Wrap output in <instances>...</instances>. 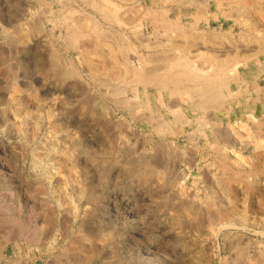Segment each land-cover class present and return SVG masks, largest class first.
Segmentation results:
<instances>
[{"label":"rangeland","instance_id":"obj_1","mask_svg":"<svg viewBox=\"0 0 264 264\" xmlns=\"http://www.w3.org/2000/svg\"><path fill=\"white\" fill-rule=\"evenodd\" d=\"M87 1H89V0H86V1L85 0H72V1H69V0H0V25L3 24L0 26V29L2 27V29H1L2 31L0 30V138H1V140H0V148H1L0 149V170H1L0 171V174H1L0 175V184L2 183L0 185V190H1L0 191V198H1L0 200H1V202H4L2 204H4L5 207L7 205L8 208L11 207L10 209H15L14 207H16V204H14V203H16V202L12 199V196L9 194L12 193L11 191H15V189H17V186H16L17 184H22L24 186H28L27 188H29V190H30V195L26 197L27 199L24 197H22V199H21V204H23V202H24V204L22 205L23 206L22 207V213L24 211L23 214L26 215L24 217L32 216L31 210H33V212H34L33 215L36 214L35 216H37L38 211L41 213L44 211L42 213V214H44V216L38 218L39 220L36 219V221L37 220L39 221L38 224L40 223L39 224L40 227H43V225L48 226L47 220H48V217H50V216L57 217L59 215V217H57V218H59V221L60 220L62 221V222L60 221L62 224L60 222L58 223V226L56 228L57 232L55 233L56 237L58 236L60 239H62L61 241H59L61 244H52L53 246L51 244H45V246L41 245V244H31L32 245L31 246L28 242H27L28 243V245H27V243H26V241H24V239L18 238L19 239L18 240L15 238L14 241L10 242L8 244V246L6 248H4L3 253L5 255V258H4L5 261L2 260L0 262V264H5L6 261L8 259H10L11 257H12L11 261H14L16 263L21 262L20 264H43V263L44 264H51V263L52 264H66V262L68 264H74V263L75 264H261V263L264 264V102H263L264 101V52H261L259 57H256V60L253 59L251 61L250 68L248 70H245V69L243 70L244 73H243V78H242L241 82H239L238 84H235L234 82L231 83L232 84V90L234 91V99L235 100L231 99V101L228 102L225 106L220 107L218 109L214 108L215 110L213 108H211L213 110L207 109L205 111V113H203L204 112L203 110L199 111V110H196L194 108H188V107L186 108L185 107L184 113L182 114V117L186 116V117L191 118V119H195L197 117V115H199V117H201L202 119H205L203 122V124H204L207 119H210V117L208 115H206V114H209V112H210V114L213 113L216 117V124H217L216 126L217 127H215V129H214L215 131H218L219 133H225L227 130L230 132H232V130H236V131H233L234 136L236 135V137H234V139L237 140L236 138H238V141H236V143H238V144H235V147H234L235 149L234 148L228 149L227 147H225L224 143H222L224 145L223 148H225L226 150L228 149L227 152H229L233 157V158L231 157V159H230L231 161L229 160V166H231L233 168V170H235V171L236 170H239V171L245 170V171H243V173H245L243 178L242 179L237 178V180L239 182H236L237 180H236V177L233 173H230L227 170L224 171L225 168L223 167V169H222V167H220L222 165L218 161V157L215 156L216 153L213 150L214 149V147L212 145L213 143L210 144L211 146H209V144L207 143L208 140L206 141L203 133L201 132L203 130L207 131V133L210 134V140H212V142H215L214 139H216V137L214 138L213 131L211 130V128L209 126L204 127V125H206V124H204V125L202 124L203 128H201V125L199 126V124L195 121L192 122V124L186 125V126L185 125L182 126L180 124H178V125L174 124L175 123L174 119L176 117V115H174V113H173V111H175V109H176V108H174L175 107L174 105L182 104L184 101L187 100L186 95H183L184 93L182 95H180L179 93H177V94L185 97L186 99L183 97H180L176 94L175 95H169L168 91L163 90L162 91L163 102L161 103L162 104L161 105V104H159L160 102H158L160 97L159 96H158L159 98L157 97V94H158L156 91L157 89L155 87H152V86H147L145 89H147L150 97H149V102H146L147 100H145L146 99L145 98L146 93H144L145 92L144 91L145 89L143 88L144 86L143 85H135L134 83H137L136 82L137 79L133 78V80H132L131 77L122 76L121 69L118 66L115 69L111 68L110 61H106V59L109 60V56H107V54H108L110 49L112 51H116L117 56L120 57V54L118 55V50H119V48L117 47L118 43L113 44L115 41V39L114 40L112 39L113 36H111L109 38L110 41H108L109 39L108 40L102 39V42H104V44L102 46V51L107 50L106 53L103 52V54L105 55V56L103 55L104 58L101 55L94 52L93 46H92V48L90 47L92 44L88 43L86 41V39H84L85 40L84 41L83 38H81L83 41L81 39L79 41L80 43L85 42L84 45L87 42V44H86L87 50H85V51L80 49V46H82V44L79 45V42H77V44H78L77 48L73 47L72 45H68L70 42L68 38H69V35L71 33V29L75 25V21H74L75 18L78 20L80 18V21H83L82 22V24H83L82 29H83V31H85V33H92L93 32V25H94L93 24L94 23L93 18L100 21L101 23H103L106 26L109 25V24H107V22L104 21L105 20L104 16L100 12H98V10L95 9V7L92 6V4L89 5V2H87ZM169 1L171 2V0H167V1L164 0L163 4H165V2H166V4L169 5V8H171L169 15H172L171 17H173V19H175L177 17V13H178V12L177 13L175 12L174 8H177L179 10V8L182 9L184 7L185 3L188 5H190V3H191V5L188 6V8H187V5L185 4L186 9H185V7L183 8L184 13L182 15L185 16L186 15L185 12H188V13L185 17L182 16V21H183L184 25H186L187 27H192V24L195 23V20H196L192 17L196 16V17L200 18L198 20V22L199 21H201V22L198 23L197 28H195L196 29L195 32H199V31H202V32L199 34L197 33V36L199 35V37H196V39H194V41L193 40H191V41L193 43H195L197 41L196 44L198 46H199L198 43L200 42L199 47L202 46L201 48L206 50L205 52H207V54H208L207 49L208 50L210 49L209 50L210 55H214V54L217 55L218 54V55H221L220 57L224 56V59H225V58H227L225 56L226 55L225 53H227L226 49L228 47H231V48H228V53H227V55L228 54L230 55V53L234 51L232 46L236 47V45L240 41H244V43H245V39L244 38L240 39V36L244 37L245 35L250 34L252 37L255 38L257 35L256 32L258 33L257 37L260 35L258 38L264 36L263 35L264 34V32H263V29H264V25H263V23H264V11L262 9L264 7V0H261V1L258 0L259 3L256 2L257 0H255V2L258 3V4L255 3L256 5H254L253 0H249V1L244 0V2H243V0H241V1L238 0L241 2V4H240V2H238V1L234 2V0H233V3L231 2L233 5L230 4V2H229L230 0H228L229 4L227 3V0L226 1L224 0L226 3L223 0H206L208 2H206L204 0H200L201 2H203V4H204V2H206L205 5H207V7H208L207 8L208 9L207 18H206V13L204 14L205 16H198L199 15L198 12L203 11V10H201L202 9L201 6L203 4L198 3L199 0H194L195 2L193 0H183V1L182 0H179V1L172 0L173 2H171V3ZM175 1L177 3H175ZM180 1H182V3ZM187 1H188V3H187ZM219 1H221V4H222L221 7L223 6V8L217 7L216 2H219ZM45 2H46V4H45ZM114 2L123 6L121 9V13H124V11L127 9L129 11H133L132 12L133 16H132V14H128L127 16H124V21L126 20L127 24L128 23L129 24L128 25L126 24V26H124V30L127 31V34H128L127 35L128 39L127 40L123 39V40H125L123 42L126 44L128 41H130V42H128V43H130L129 44L130 50H131V48H133L135 50L137 49L136 51L139 50V52L143 53V54H148V51H150L151 54H152V52L153 53L157 52L156 55H158V56L162 52V50L168 51L170 49L169 54L176 53L174 48L170 44L171 41L169 39H167L168 35L167 36L165 35V31H163L164 33L162 32V30H163L162 28L159 32L154 33L153 29H155L156 26L152 25V23H151L152 19H153L152 18L153 14L151 13V16L150 15L148 16V14L146 13L147 9L152 8V7L154 9H156L155 6L158 8L159 6L162 5L161 3H160L161 5H159L158 3H155L154 0L153 1L152 0H141V2H140V0H114ZM137 2H139V3H137ZM167 2H169V3H167ZM260 2H261V4H260ZM41 3L44 4L45 6L42 5ZM63 3H65L67 5H65ZM195 3L200 4L201 5V6H199L200 8H198L197 7L198 5L196 6ZM234 3H237V4H234ZM251 3H252V5H251ZM226 4H228V5H226ZM102 5L105 6L108 4L102 3ZM134 5H135V7H133ZM224 5H226V6H224ZM241 5L247 6V7L244 6V8H248V6L249 7L251 6L252 8H248V9H249V11H250V9H252V11H250V13H249L248 10L244 9L243 6H241ZM259 5H261V6H259ZM46 6H48V7H46ZM108 6H111V5H108ZM175 6H177V7H175ZM256 6H257V8H256ZM202 7H205V6L203 5ZM44 8L46 11L44 10ZM197 8H198V10H197ZM234 8H236V9H234ZM239 8L244 9L243 11H247L248 13L241 11V9L239 10ZM254 8H256L258 10L254 9ZM237 9L241 12H237L236 11ZM42 10H43V12H42ZM221 10H222V12H221ZM230 10L231 11L233 10V11L230 12ZM76 11H78V12L76 13ZM254 11H256L257 13L256 12L253 13ZM171 12H173V13H171ZM193 13H195V15ZM196 13H198V14H196ZM235 13L236 14L238 13V14L236 15ZM242 13L245 14V17H243L244 14L242 15V18H244V19H240L241 16L239 17V14L241 15ZM258 13H260V15ZM80 14H82V15H80ZM246 14H248V15H246ZM249 14L250 15L252 14V16H254V18L253 17L252 18L254 21L256 20L255 22L252 20V18L249 16ZM189 15H191V16H189ZM237 18H238V20H237ZM257 18H260V20ZM261 18H262V20H261ZM65 19H66V22H65ZM185 20H186V22H185ZM245 20H247L246 22H249V23H246ZM53 21H57V22L59 21V22L57 24H54ZM250 21H251V23H250ZM240 22H242V24L245 23L244 26H242ZM260 22L263 26L260 24ZM248 24H251V25L248 26ZM4 25L7 26L6 29H5ZM245 25L248 28H246ZM252 25H253V27H252ZM15 26H17V27H15ZM250 26H251V28H250ZM254 26L259 27L258 30L261 29L260 31H262L263 34H262V32L259 33L258 31H256ZM129 27L131 29L134 28V30L137 29L141 33L143 32V34H144L142 36L143 39L141 37L140 38L137 37L138 36V35H136L137 33L135 34V32H137V31L133 32L134 30H131ZM244 27H245V29H244ZM3 29L5 32L3 31ZM249 29H251L255 32H253V31L250 32ZM197 30H199V31H197ZM207 30H208V32H207ZM242 30L243 31L247 30V31L242 32ZM210 31H211V33H210ZM248 31H249V33H248ZM246 32H247V34H246ZM159 33H160V35H159ZM169 33H171V32H169ZM208 33H210L211 35L210 34L208 35ZM200 34L202 36L203 35L204 36L202 37ZM212 34H213V36H212ZM217 34H219V36ZM228 34L230 36H228ZM238 34H239V36H238ZM261 34H262V36H261ZM106 36H105V38H106ZM225 36H226V38H225ZM84 37L86 38V36H84ZM107 37H109V36H107ZM174 37H176V38L179 37V38H177V39L175 38V39H176V42H178L180 45L184 44L185 42H188V39H190V38H185V40L182 41V37L177 36L173 33L172 38H174ZM214 37L215 38L217 37L216 39H218V40H216ZM199 38H200V40L203 38L202 41L205 44H203L202 41H198ZM204 38H205V40H204ZM178 39L179 40L181 39L180 41L182 42V44ZM183 39H184V37H183ZM119 40L121 42L120 44H123L122 39L120 38ZM205 41L212 42L213 47L210 45L211 43L208 44ZM222 41L225 43H222ZM159 42L162 44H160ZM106 43L108 44V46H106L107 45ZM214 43H216V45H214ZM88 44H89V46H88ZM146 44L147 45L151 44L153 46L155 45L157 47L154 46L155 48H148L146 46ZM226 44H228V46H226ZM240 44L237 45V48H239L238 47L239 45L242 46L243 42L242 43L240 42ZM158 45H159V47H158ZM161 45H162V47H160ZM219 45L221 46V48L225 49L226 52L224 51L223 54L220 53L219 52V49H220ZM208 46L212 47L213 49H215L217 47V49H215V50H217V52H219V53H217L212 48H209ZM167 48H169V49H167ZM241 48H240L241 52H243L245 49H243V46ZM223 49H221L220 51H223ZM179 50L180 49L177 50V53H179ZM202 50L200 49L199 53L204 52V50L203 51ZM154 51H156V52H154ZM248 51L251 52L252 50L251 51L247 50L244 53L246 54V52H248ZM249 52H248V54H250ZM244 53H241V55H244ZM206 55H204V56H206ZM100 56L102 57V59H100L101 58ZM254 58H255V56H254ZM70 61H71V63H70ZM100 62H102V63H100ZM157 62L158 61H156V63ZM202 62L203 61L200 60V63L197 62V65L198 64H200V65L202 64V66H203V64L205 66L207 65L205 61H204L205 63H202ZM254 62H255V64H254ZM104 64H106V66ZM107 65L110 67H108ZM159 65H160V63L158 64V66ZM200 65H198V66H200ZM258 65L260 67L262 66V68H260ZM72 66L76 67L77 75L79 73L78 76L76 74H74V76L76 75L77 78H76V76L75 77L71 76V78L69 76H66L69 74L68 70H71ZM90 66H91V68H90ZM75 67H74V69H75ZM101 67H102V69H101ZM117 69H118V71L120 69V72H117ZM161 73H162V71H161ZM79 76H81V77H79ZM106 76H108V77L111 76V78L113 76V78L109 79V78H106ZM118 77H122V78L120 79ZM74 78H76V79H74ZM98 78H100V79H98ZM129 78L131 79V81L129 80ZM107 79H109V80H107ZM113 79H116V81L115 80L113 81ZM124 80H126V82ZM243 80H244V82H243ZM15 81L18 83H16ZM133 81H135V82H133ZM107 83L109 85L110 84L111 85L108 86ZM130 84H133V85L131 86ZM113 85H115V87H112ZM129 85L131 87H133V86L138 87L139 98L137 100L140 102L137 101V103H139L140 105L137 104L134 99H132L133 93H131V92H133V90L132 91L130 90ZM31 86L33 87L32 89H31ZM116 86L117 87L121 86V88H122V86H125L124 89H125L126 93L122 92V95L112 94L114 92L112 88H116ZM17 87L20 90H18ZM40 87H41V89L39 90ZM46 88H47V90H46ZM109 88H111V89H109ZM253 89H255V90H253ZM35 90L37 92H39V91L40 92L37 93ZM15 92H17L18 95L15 94ZM31 93L34 95H32ZM111 94L113 96H110ZM154 94L156 97L154 96ZM15 95H16V97L17 96H19V97L16 98ZM28 95H30L31 97H27ZM39 95H40V97H39ZM106 95H108V96H106ZM20 96L25 98V99L20 100L19 99ZM115 96L117 97L116 100H115V98H116ZM32 97H34L35 100ZM36 97H37V99H36ZM107 97L108 98L111 97V98L107 99ZM128 97L129 98L132 97L131 100H128L129 99ZM179 97H180V100H182L181 98H183L182 102H180V100L178 99ZM121 98L124 100V103H126L127 101H131V104H130V102H127V104H125V107H124L123 106L124 103H123V100ZM175 98L177 99V101ZM156 99H158V100H156ZM25 100H27L29 102H27ZM169 100H173V101H169ZM174 100L178 103L175 102V104H174ZM116 101L120 103V104L118 103L119 105H121V106H119L120 108L116 106V105H118ZM24 102H26V103H24ZM59 102H61V103H59ZM121 102L123 104H121ZM17 103H18V105H17ZM27 103L28 104L30 103L28 105V107H27ZM36 103L39 105H37ZM51 103L54 105H52ZM133 103H135V104H133ZM168 103H169V105H168ZM13 104H14V106H13ZM31 104L32 105L34 104V106H31ZM50 104L52 106H50ZM132 104L136 105V107L135 106H134L135 108L132 107L133 106ZM150 104H151L152 109L149 110L148 108H150V106H149ZM170 104L173 106H171ZM19 105H20V108H19ZM21 105H23V106L21 107ZM56 105H57V107H56ZM137 105H139V106H137ZM17 106H18V108H17ZM29 106H31L32 111H31V108ZM35 106H37V107H35ZM103 107L105 110L103 109ZM122 107H124V108H122ZM142 107H144V108H142ZM16 108H17L18 112H16ZM33 108L35 110H33ZM138 108H140V109H138ZM23 109H24L25 113L23 112ZM99 109L103 110V111L101 112ZM136 109H138V110H136ZM48 110H50V111H48ZM94 110H96V112ZM131 110H133V111H131ZM33 111H35V112H33ZM36 111H37V113H36ZM46 111H48V113ZM51 111H52V113H51ZM104 111H106V112H104ZM156 112L159 115L161 114L163 116L160 115V117H159ZM224 112L226 115L224 114ZM30 113H34V115L32 114L33 115L32 116ZM102 113L104 115H102ZM133 113H135V114H133ZM152 113L154 115L156 113L157 116L151 115ZM29 114H30V117H28ZM42 114H43V117L41 116ZM56 114H57V116H56ZM202 114H204V115L201 116ZM236 114H238V115H236ZM250 114H252V115H250ZM48 115H53V116L55 115L54 117H56V118L59 116L57 119L55 118V123L53 124L55 126V130L53 128L54 132H56L58 134L61 132L59 135L57 134L58 135L57 137H59V136L61 137L64 133H66L64 130L65 129L64 122L70 120L68 127L71 124H73L74 126L71 125L72 127H70L69 131H71L70 133H72L73 129H74L73 133L75 135H77L78 138H80V140L77 141V143L80 141L78 143V145L82 146V145H84V143L86 145H90V150H91L90 152H91L92 158H91V161H89V162H91V163L84 162L81 164L82 166L80 165L81 168L78 169V171H79L78 175H79L80 180H78L79 182H71L72 185H70V186H72L73 189H70L71 187L69 186L70 187L69 188L70 199L68 198L69 201H67V202H69L70 206H76V205H74V203L76 204L75 201H78L77 206L79 205L81 208L83 207L81 209V215H80V221L81 222L79 221L83 226L80 225L79 222L74 223L72 227L68 226V225H72V224L67 225V223H63V221H64L63 218H64L66 211L63 210V208H59L57 200L55 199V196L53 194H51L52 193L51 192L52 187H53L52 182L54 179H52V182H51V179L48 178L47 176H45V177H43L42 184L39 185L40 180H38V177H40V174L43 172L42 168H38L39 167L38 164L37 165L33 164L34 160L31 159L32 158L31 156H30V158L28 157V160H27V158L25 159L20 154H17V152H19V151H17L15 153V151H13V148H12L13 146H17V150L18 149L21 150V146H19L18 145L19 143L17 142L19 137H18V131H17L16 126L22 125V122H24V120H26L27 118H30L29 122L31 123L33 121L31 124H33V125L39 124L38 126L40 127V124L45 122ZM172 115H174L173 116L174 119H173ZM133 116L134 117L137 116V118L135 119ZM147 116H151V117H153V119H150ZM206 116H208V118ZM23 117L25 119H23ZM35 117H37V118H35ZM260 117H261V119H260ZM14 118H15V120H14ZM44 118H46V119H44ZM132 118H133V120H132ZM140 118L141 119L145 118L146 121H145V119H143L142 123H141ZM64 119H65V121H64ZM66 119H68V120H66ZM159 119L161 121H163V119H165L164 121H167L169 123L170 127L173 125L171 128H174L175 132H173L172 129H169L170 131L166 130L167 132L163 131L164 134L163 133L161 134V132H160L161 130H157L158 128H157V124H156V123H158V125H159V123H161V122H158V121H160ZM7 120L11 125V126H9V128H7L9 125V123L6 122ZM9 120L12 121L13 123L10 122ZM149 120L150 121L152 120L153 124H155V125H153L151 123L152 121L150 122ZM154 120H156V123H154L155 122ZM255 120H256V122H255ZM4 121H5L6 125H5ZM103 121H104V123H103ZM133 121L135 124H133ZM144 121L147 123H145ZM57 122H59V123L57 124ZM105 122H107L106 125H104ZM126 122L128 123V126L125 128V125L127 124ZM260 123H261V125H260ZM150 124H152V128H151ZM251 124H253V125H251ZM129 125L131 126V128H129ZM256 125L257 126L260 125V128H259V126L257 127ZM155 126H156V128H155ZM10 127L12 129H10ZM57 127H58V130H56ZM59 127H61V128H59ZM223 127H224V129L226 128L225 129L226 131L223 129ZM229 127H232V129ZM128 129H130V130H128ZM3 131H4V133H3ZM58 131H60V132H58ZM157 131H158V133H160L159 135H158V133H156ZM62 132H63V134H62ZM76 133H78V134H76ZM189 133H191L192 136ZM83 134L87 135V137L84 136ZM14 135H16L17 137L16 136L14 137ZM122 135L125 137H123ZM189 136H191V137H189ZM81 137H84V138L82 139ZM16 138H17V140H16ZM121 138L123 141H121ZM126 140H128V141H126ZM1 141H3V142H1ZM161 141L163 142V145H162ZM196 141L198 142V148L199 149L196 146L197 145ZM219 141H220V138H219ZM12 142H13V144H12ZM88 142H90V143H88ZM164 142H165V144L166 143L167 144L165 145ZM193 142H194V145H193ZM33 143L34 142H32V144H30V146L26 148L28 150V152L32 151V149H33L32 145L34 147L37 145V144H33ZM10 144H12V147L10 146ZM118 144L120 146H118ZM171 144L175 145V146H172ZM187 145H189V147ZM180 146H181V148H180ZM7 147H8V149H6ZM31 147H32V149H31ZM163 147L164 148L167 147L166 149H168V150L165 151V149ZM179 149H181L180 154H179ZM190 149L192 150V152H190L191 151ZM194 149H197L199 151L194 150ZM3 150L5 151V156L3 154ZM183 150H186L185 152H188L185 155L186 157L189 154V156L187 158V160H189V161H186L187 164L183 159H181L182 154H183L182 153ZM193 150L195 153H193ZM226 150H224V152L221 153V155L226 153ZM154 151L156 153L159 152V154H157V155L158 156L160 155L162 158H160V156L156 157L155 156L156 153ZM160 151H161V153H160ZM170 151H171V153H170ZM175 152H177V156H178V154H179V156L180 155L181 156L176 158V156H175L176 154H173ZM196 152H197V154H196ZM115 153H116V155H115ZM163 153H165V155ZM193 154L196 155V156L194 155L195 159H196L195 162L193 161L194 159L192 158ZM166 155H168V157H170V158L172 157L171 158L172 160L173 159H175V160L170 161L171 159L168 158ZM153 156L156 157L157 159L154 158ZM259 156H261V158ZM19 157H20V160L18 159ZM135 157H137V158H135ZM150 157L151 158L153 157V159H155V161L156 160L158 161V163L156 162L157 165H160L158 167H161L162 163L167 164L169 162L168 163L169 166L168 165H166V166L169 167L170 169L173 168L174 170H172V169L170 170L168 168L169 170H167V172H166L163 165H162V168H163L162 170H164L163 172H164L166 178L164 177L162 170L161 171L158 170V173H157L158 175L154 178V180L143 179L139 175V170L143 166V164L146 162L147 159H148L147 161H149V160L154 161ZM21 158L23 160H21ZM124 158H125V160H124ZM139 158L140 159L142 158L143 161H141L142 159L140 160ZM183 158L185 159V157H183ZM214 158H215V160H214ZM114 159H116V160H114ZM191 159H193L192 160L193 164H192V161H190ZM176 160H177V162H176ZM180 160H181V162L184 161L185 163H183V162L181 163ZM93 161H94V163H93ZM103 161H104V165L107 163L106 167L104 165H102ZM106 161H108V162H106ZM3 162H4V167L2 166ZM5 162H9V163H5ZM95 162H96V164H95ZM109 162H111V163H109ZM128 162H130V163H128ZM134 162H135V164H134ZM174 162H175V164H174ZM188 162H190V163H188ZM115 163L119 164V165H116ZM171 163L173 165H175V167H176V165H179V164L180 165H179V167H176V169H175V167H173V165ZM210 163H212V164H210ZM215 163L216 164L218 163V164L216 165ZM122 164H123V166H122ZM138 164L140 165V167ZM49 165L50 166H48L47 168H49L50 170L53 169V173H54L57 170V169H55V166H53L54 164H49ZM100 165L102 167L104 166L103 167L104 169L102 167H101V169H99ZM138 167H139V169H138ZM3 169H5V170H3ZM61 169H62V166H61L60 170ZM120 169L123 171L121 172ZM206 169L207 170L209 169V170L207 171ZM177 170H178V173H176ZM202 170L204 171V173ZM119 171H120V173H119ZM2 172H5L7 174L4 175V173H2ZM10 172H12V173H10ZM99 172H100V174H98ZM101 172H102V174H101ZM103 172H105V173L107 172V173L104 174ZM172 172H173V174H172ZM184 172H185V174H183ZM205 172H207V173H205ZM208 172L213 173L212 176H210L211 174H209ZM38 173H39V175H38ZM132 173H134V175ZM136 173H138V174H136ZM169 173H171V174L168 175ZM180 173H181L182 177H183V175L184 176L186 175V179L184 180V181H186L185 184L181 181ZM16 174H17V176H16ZM20 174H21V176H20ZM117 174H118V176H117ZM202 175L205 178H203ZM245 175H247V176H245ZM4 176H6L5 180H3ZM80 176H82V177L80 178ZM83 176H84V178H83ZM103 176H105V177H103ZM110 176L112 178H110ZM135 176H137V177H135ZM178 176H180V177H178ZM215 176L216 177L218 176L217 177L218 179L214 178ZM223 176H224V178H223ZM231 176H232V180H233V178H234V180H236V181L233 180L234 181L233 183H231L232 180L229 181V179H228V178H231ZM1 177L3 179H1ZM138 177L141 179H139ZM7 178H8V180H7ZM46 178H48V180H45ZM90 178L93 180H91ZM118 178H119V180H118ZM245 178H246V180H245ZM20 179H21V182H20ZM28 179H30L31 181H29ZM221 179H223V181L225 179H227V180L223 182ZM6 180H7V182H6ZM26 180L28 181V183ZM32 180H33V182H32ZM192 180H193V182H192ZM198 180H200L201 182H198ZM90 181H93V182L90 183ZM243 181H249L250 183L252 182L253 186L254 185L257 186V189L252 190V191L244 189ZM104 182H106V183L104 184ZM216 182H217L218 186H216ZM218 182L221 185V187L218 184ZM227 182L231 183L232 187L234 189H236L233 193H230L228 191V189H226L227 186L225 184ZM10 183H12V185ZM4 184H5V186L7 185L8 187L7 186L5 187ZM82 184H83V186H82ZM173 184H174V186H173ZM208 184H210V185H208ZM223 184H224V186H223ZM261 184H262V186H261ZM37 185H39V186L37 187ZM42 185H44L43 186L44 191H46L45 193L48 196L47 197L48 199L46 198V195H45V197H43L44 191L42 193L41 192L39 193V191H37L39 194L36 193V190H38L40 187H42ZM46 185L49 188H47ZM73 185H74V187H73ZM85 186H88V188ZM178 186H179V189H181L182 191L178 189ZM188 186L192 187L191 189H193L194 191L189 189ZM9 188H10V190H9ZM80 188H83V190L85 191L84 194L82 193L83 190ZM184 188H186V189H184ZM194 188L196 189V191ZM216 188L217 189L219 188V189L217 190ZM258 188H260V189H258ZM33 189L35 192L33 191ZM90 189L92 191H90ZM174 189L177 191H175ZM183 189L185 190L184 191L185 193L176 194L179 191L183 192ZM73 190L75 191L74 193H72ZM81 190H82V192H79ZM186 190H188V191L186 192ZM202 190H204V191H202ZM212 190L214 191L213 195H212ZM5 191H7V192H5ZM89 191L92 193H90ZM189 191H191V192L189 193ZM3 192L6 194H4ZM47 192H48V194H47ZM192 192H194V193H192ZM203 192H204V194H203ZM77 193L83 194L85 196L80 195L82 197L81 198V197H79V195H77ZM85 193H87V195ZM228 193L230 195H228ZM74 194H76L80 199L79 200L75 199L77 197L76 196L73 197ZM141 194H144L143 196H144V198H146L145 200H143L142 198H141L142 200L139 199ZM184 194H185V196L182 197V195H184ZM187 194L188 195L189 194L190 195L195 194L194 195L195 197L193 196L194 199L192 198V196L189 199L188 197H190V195L188 196ZM31 195L34 198H32ZM40 195H42V196H40ZM177 195H179L180 197L178 198ZM3 196L6 197L7 199L4 198ZM167 196H168V198H167ZM213 196H217L218 199L213 197ZM29 197H31V198L28 199ZM71 197L74 198V200ZM212 197L214 200H212ZM35 198H39L40 200L35 199ZM44 198H45V200H44ZM186 198L189 199L188 202L190 201V203H188V204L186 203L187 202ZM24 199H26V200H24ZM183 199H185V200H183ZM53 200H55V201L53 202ZM165 200H166V202L167 201L168 202L166 203ZM215 200L216 201L218 200L217 203ZM25 201H27V203ZM28 201L29 202L34 201V202L29 203ZM37 201H40V202L38 203ZM44 201H45V203H44ZM72 201H74V202H72ZM184 201H185V204H187V205H183ZM205 201H207V202L209 201V203L207 204L208 206H210L209 209H208ZM180 202H183V204L179 205ZM210 202L215 203L214 206ZM220 202H222V203H220ZM33 203L35 205H33ZM138 203H139V205H138ZM191 203H192V205L194 203V205L197 206L198 208L195 207L194 205L192 206ZM9 204H10V206H8ZM11 204H14V206ZM31 204L33 205L32 206L33 209L30 207ZM41 204H42V206H41ZM217 204H220V206L222 205V208L225 209L227 212L229 211V213H228L230 215L229 220H228L229 222H227V220L223 221V220H219V219L217 221L215 220V222H211V220L209 219V215L217 209V208L216 209L212 208V207H216ZM211 205H212V207H211ZM39 206H41V207H39ZM179 206H181V207H179ZM131 207H133L134 209H130ZM183 207H185V208H183ZM189 207H190V209H189ZM26 208H30V209H28L29 211ZM41 208L43 211L41 210ZM46 208H47V210H46ZM48 208L51 210L54 209L55 211L54 210H52V211L48 210ZM179 208H181V209L183 208L182 211ZM198 209L200 211L204 210L206 212H204V211H203L204 213L201 212L202 213V215H201V213ZM211 209L214 211H212ZM82 210H83V212H82ZM192 210H194V211H192ZM195 210H196V212H199V216H200L199 219H194ZM231 210H232L231 213H233V214L230 213ZM234 210H236V211L234 212ZM178 211L181 212L182 215ZM216 211H215V213H216ZM53 212L55 213L54 215H53ZM56 212H59V213L57 214ZM61 212L63 213V216H62ZM86 213H88V215H85ZM83 214H84V216H83ZM178 215H180V218ZM205 215L208 217H206ZM176 216H178V217H176ZM86 220L89 222V227H88V225L86 226V224H88ZM43 221H45V223ZM84 221L86 222V224ZM226 222L228 224L234 223V226L218 231L219 230L218 228H220L218 223H220V225H223V224H226ZM230 222H232V223H230ZM0 226H1L0 231L3 232L4 227H3V224L1 223V221H0ZM65 226H66V228L64 229ZM61 227H62V229H61ZM88 228H92V230L88 229ZM83 229H85V230H83ZM65 230L67 231V233ZM77 230H78V232H77ZM88 231H90V232H88ZM63 232L66 234H64ZM84 232H87V233L84 234ZM2 234L0 233L1 236H2ZM62 234L64 236H62ZM58 237L56 240H60V239H58ZM71 238H73V239H71ZM84 238L85 239L88 238L87 240L89 242L86 241ZM66 239H67V241H66ZM68 239H70V240H68ZM15 240H17V241H15ZM71 240H73L74 242ZM78 241H79V244H76V243H78ZM82 241H84V242L81 243ZM16 242H19L20 244H15ZM93 244H95V245H93ZM17 245H19V247H17ZM39 245H41V246H39ZM90 247H91V250H90ZM87 248H89V249H87ZM94 248H97L98 250L97 249L94 250ZM90 252H93V253L91 254ZM97 252H98V254H97ZM241 252H242V254H241ZM16 253H17V255H16ZM21 254H22V256H21ZM61 254H63L64 256L62 255V257H61ZM243 254H245V255H243ZM90 255L92 258L90 257ZM13 256L16 258L14 259ZM18 257H20L21 259H19ZM36 257H37V259H36ZM17 258H18V260H17ZM60 259L62 261L64 260L65 263L62 262Z\"/></svg>","mask_w":264,"mask_h":264},{"label":"bare ground","instance_id":"obj_2","mask_svg":"<svg viewBox=\"0 0 264 264\" xmlns=\"http://www.w3.org/2000/svg\"><path fill=\"white\" fill-rule=\"evenodd\" d=\"M69 1H72V0H69ZM86 1V0H85ZM153 1V0H152ZM164 0H154V2L155 3H158L159 5H161V6H159L158 8L155 6V8L156 9H154L153 7L152 8H149V9H147V11H146V13L148 14V16L150 15L151 16V13L153 14V19H152V25H154V26H156L155 27V29H153L154 30V33H157V32H159L160 30H161V28L163 29L162 30V32L163 31H165V35L167 36L168 35V38L167 39H169L170 41H171V46L174 48V50H175V52L176 53H173V54H169L170 52H169V48H167V49H169L168 51H165V50H162V52L159 54V56L158 55H156V51H154V52H156V53H153L152 52V54H151V52L150 51H148V54H143V53H140L139 52V50L138 51H136L135 49H133V48H131V50H130V43H128V42H130V41H126L127 43L125 44L123 41H125V40H123V39H128V34H127V31H125L124 30V26H126V24H127V22H126V20L124 21V16H127L128 14H132V16H133V11H129L128 9L127 10H125L124 11V13H121V9H122V5H119V4H117V3H115L114 2V0H89V1H87V2H89V5H91L92 4V6H94L95 7V9H97L98 10V12H100L103 16H104V21L105 22H107V24H109L108 26H106V25H104L103 23H101L100 21H98V20H96L95 18H93V20H94V25H93V32L92 33H85V31H83V29H82V26H83V24H82V22L83 21H80V18H79V20L78 19H74V21H75V25L73 26V28L71 29V33H70V35H69V44L68 45H72L73 47H75V48H77L78 47V44H77V42H79L80 41V39L81 38H83V40L84 39H86V41L88 42V43H91L92 45L90 46L91 48H92V46H93V49H94V52H96L97 54H99V55H101L103 58H104V54H103V52L104 53H106V51H102V46H103V44H104V42H102V39H106V40H108L111 36H113L112 37V39L114 40L115 39V41H114V43L113 44H117L118 43V48H119V50H118V55L120 54V57L119 56H117V53H116V51H112L110 48V50H109V52H108V54H107V56H109V60H107L106 59V61H110V66H111V68H116L117 66L121 69V73H122V76H125V77H131L132 78V80H133V78H135V79H137L136 80V82L137 83H134L135 85H143L144 87V89L147 87V86H152V87H155L157 90V97L159 98V100L158 99H156V100H158V102H160L159 104H161L162 102H163V99H162V91L163 90H165V91H168L169 92V95H178L177 93H179L180 95H182L183 93V95H186V97H187V100L186 101H184L182 104H176V105H174L175 107L174 108H176L175 109V111H173V113H174V115H176V117H175V119H174V115H172V117H173V119L175 120V123L174 124H180V125H182V126H186V125H190V124H192V122H197L198 124H199V126L201 125V128H203L202 127V124H203V122H204V120L205 119H202L201 117H199V115H197V117L195 118V119H191V118H188V117H182V114L184 113V108L186 107H188V108H194V109H196V110H203L204 112L203 113H205V111L208 109H211V108H220V107H223V106H225L228 102H230L231 101V99H234V91L232 90V82H234L235 84H238L239 82H241V80H242V78H243V70L245 69V70H248L249 68H250V63H251V61L253 60V59H255L256 60V57H259V55H260V53L261 52H264V36L263 37H260V38H258L257 37V35H258V33L256 32V37L254 38V37H252L250 34L249 35H243L244 37H241L240 36V39L241 38H244L245 39V43H244V41H240L241 43L243 42V49H245L243 52H241V47L242 46H240L241 44H240V42H238V44H240L238 47L239 48H237V45H236V47H234V46H232V48L234 49V51L233 52H229L230 53V55L228 54L227 55V53H228V48H231V47H226V46H228V44H226V51H227V53H225L226 55V57L227 58H225L224 59V56H222V57H220L221 55H210L209 54V50L207 49V51H208V54H207V52H205L206 50H204L203 48H201V47H199L200 46V42L198 43L199 44V46L196 44V42L195 43H193L191 40H193L194 41V39H196V37H199V35L197 36V33L199 34V33H201L202 31H199V30H197V31H199V32H195L196 31V29L195 28H197V25H198V23H200L201 21H199L198 22V20L200 19V18H198V17H196V16H194V17H192V18H194V19H196L195 20V23H193L192 24V27H187L186 25H184V23H183V21H182V16H184V15H182L184 12H183V8L185 7V9H186V6H185V4H184V7L182 8V9H180L179 8V10L177 9V8H174L175 9V12L177 13V17L175 18V19H173V17H171L172 15H169L170 14V10H171V8H169V5L168 4H166V2H165V4H163L164 2H163ZM165 1H167V0H165ZM177 1H179V0H177ZM183 1V0H182ZM182 1H180L181 3H182ZM194 1V0H193ZM192 1V2H193ZM204 1H206V0H204ZM224 1V0H223ZM222 1V2H223ZM226 1V0H225ZM224 1V2H225ZM237 2L238 0H234V2ZM241 1V0H240ZM240 1H238V2H240ZM247 1V0H246ZM249 1V0H248ZM254 2V5H256V4H258L259 2H258V0L256 1V2H258V3H256L255 2V0H253ZM259 1H261V0H259ZM134 2V1H133ZM136 2V1H135ZM140 2H141V0H140ZM170 2V1H169ZM169 2H167V3H169ZM171 2H173L172 0H171ZM170 2V3H171ZM191 2V1H190ZM195 2V1H194ZM193 2V3H194ZM197 2V1H196ZM206 2H208V1H206ZM206 2H204V4H203V2H201L200 0H199V2L198 3H202L205 7H202L200 4H196V6L198 7V8H200L199 6H201V10H203L202 12H198L199 13V15L198 16H205L204 14L206 13V18H207V15H208V7H207V5H205L206 4ZM230 2V4H232L233 3V0H230L229 1ZM229 2H228V0H227V3L229 4ZM232 2V3H231ZM243 2H244V0H243ZM68 3V2H67ZM70 3V2H69ZM102 3H104V4H108V5H111V6H108V5H105V6H103L102 5ZM137 3H139V2H137ZM153 3V2H152ZM161 3V4H160ZM175 3H177L176 1H175ZM179 3V2H178ZM187 3H188V1H187ZM215 3V2H214ZM226 3V2H225ZM256 3V4H255ZM42 4V3H41ZM40 4V5H41ZM45 4H46V2H45ZM48 4V3H47ZM51 4V3H50ZM63 4H65V3H63ZM71 4V3H70ZM154 4V3H153ZM157 4V5H158ZM173 4V3H172ZM216 4H217V7H219V8H223V6L221 7V1H219V2H216ZM228 4H226V5H228ZM234 4H237V3H234ZM239 4V3H238ZM240 4H241V2H240ZM260 4H261V2H260ZM42 5H44V4H42ZM65 5H67V4H65ZM136 5V4H135ZM135 5L133 6V7H135ZM187 5V8H188V6H190L191 5V3H190V5H188V4H186ZM226 5H224V6H226ZM233 5V4H232ZM247 5V4H246ZM246 5H244L245 7H247ZM251 5H252V3H251ZM45 6V5H44ZM43 6V7H44ZM49 6V5H48ZM48 6H46V7H48ZM69 6V5H68ZM132 6V5H131ZM172 6V5H171ZM236 6V5H235ZM240 6V5H239ZM241 6H243V5H241ZM244 6H243V8H244ZM259 6H261V5H259ZM71 7V6H70ZM74 7V6H73ZM76 7V6H75ZM175 7H177V6H175ZM230 7V6H229ZM77 8V7H76ZM131 8V7H130ZM198 8H197V10H198ZM226 8V7H225ZM248 8H252L251 6L249 7L248 6ZM248 8H244V9H246V10H248V12L250 13V11H252V9H250V11H249V9ZM256 8H257V6H256ZM256 8H254V9H256ZM41 9V8H40ZM49 9V8H48ZM134 9V8H133ZM196 9V8H195ZM234 9H236V8H234ZM241 8H239V10H240ZM244 9H241V11H243ZM263 9V11H264V7L262 8ZM44 10H45V8H44ZM177 10V11H176ZM238 9L236 10L237 12H241V11H239ZM256 10H258V9H256ZM46 11V10H45ZM189 11V10H188ZM233 11V10H232ZM231 10H230V12H232ZM235 11V10H234ZM42 12H43V10H42ZM78 11H76V13H77ZM194 12V11H193ZM221 12H222V10H221ZM225 12V11H224ZM227 12V11H226ZM229 12V13H230ZM243 12H247V11H243ZM247 12V13H248ZM256 11H254L253 13H255ZM85 13V12H84ZM171 13H173V12H171ZM187 13L188 12H185V14L187 15ZM198 13H196V14H198ZM234 13V12H233ZM232 13V14H233ZM257 13V12H256ZM262 13V12H261ZM55 14V13H54ZM194 15H195V13H193ZM231 14V15H232ZM236 14V13H235ZM234 14V15H235ZM238 14V13H237ZM236 14V15H237ZM244 13H242L241 15L239 14V17L241 16V18L240 19H244V18H242V15H243ZM259 15H260V13H258ZM58 15V14H57ZM75 15V14H74ZM73 15V16H74ZM80 15H82V14H80ZM145 15V14H144ZM185 15V16H186ZM215 15V14H214ZM233 15V16H234ZM235 15V16H236ZM246 15H248V14H246ZM263 15V14H262ZM175 16V15H174ZM184 16V17H185ZM189 16H191V15H189ZM216 16V15H215ZM230 16V15H229ZM228 16V17H229ZM249 16L252 18H254V16H252V14L250 15L249 14ZM248 16V17H249ZM258 16V15H257ZM76 17V16H75ZM88 17V16H87ZM243 17H245V14H244V16ZM259 17V16H258ZM263 17V16H262ZM140 18V17H139ZM191 18V17H190ZM253 18H252V20H253ZM36 19V18H35ZM246 19V18H245ZM257 19H259L260 20V18H257ZM68 20V19H67ZM234 20V19H233ZM237 20H238V18H237ZM249 20V19H248ZM261 20H262V18H261ZM36 21V20H35ZM220 21V20H219ZM242 21V20H241ZM247 20H245V22H246ZM254 21V20H253ZM256 21V20H255ZM254 21V22H255ZM54 22V24H57L58 22L57 21H53ZM56 22V23H55ZM65 22H66V19H65ZM185 22H186V20H185ZM192 22V21H191ZM244 22V21H243ZM258 22V21H257ZM241 23V25L242 26H244V24H242V22H240ZM246 23H249V22H246ZM250 23H251V21H250ZM259 23V22H258ZM23 24V23H22ZM21 24V25H22ZM27 24V23H26ZM103 24V25H102ZM129 24V23H128ZM127 24V25H128ZM253 24V23H252ZM260 24H261V22H260ZM1 25H3V24H1ZM0 25V26H1ZM32 25V24H31ZM42 25V24H41ZM240 25V26H241ZM249 25H251V24H248V26ZM257 25V24H256ZM262 25V24H261ZM263 25H264V23H263ZM262 25V26H263ZM5 26V25H4ZM24 26V25H23ZM36 26V25H35ZM246 26V25H245ZM15 27H17V26H15ZM252 27H253V25H252ZM255 27V26H254ZM7 28V26H5V29ZM24 28V27H23ZM75 28V29H74ZM130 28V27H129ZM137 28V27H136ZM232 28V27H231ZM246 28H248L247 26H246ZM250 28H251V26H250ZM258 28L259 27H255V29H256V31H258L259 33L260 32H262V31H260V30H258ZM1 29H2V27H1ZM0 29V30H1ZM91 29V28H90ZM89 29V30H90ZM131 29V28H130ZM139 29V28H138ZM195 29V30H194ZM244 29H245V27H244ZM254 29V28H253ZM254 29V30H255ZM88 30V31H89ZM131 30H134V28L133 29H131ZM212 30V29H211ZM215 30V29H214ZM250 30V32H252L253 30H251V29H249ZM2 31V30H1ZM3 31H4V29H3ZM92 31V30H91ZM135 31H137V32H135ZM213 31V30H212ZM228 31V30H227ZM245 31H247V30H245ZM245 31H243L242 30V32H245ZM5 32V31H4ZM11 32V31H10ZM87 32V31H86ZM133 32H135V34L136 35H138L137 37H141L142 38V36L144 35L143 34V32L141 33L140 31H138L137 29H135ZM169 32H171V33H169ZM207 32H208V30H207ZM216 32V31H215ZM253 32H255V31H253ZM263 32H264V29H263ZM263 32H262V34H263ZM2 33V32H1ZM164 33V32H163ZM167 33V34H166ZM173 33L175 34V35H177V36H180V37H182V41L183 40H185V38H190V39H188V42H183L184 44H182V42H181V44L182 45H180L178 42H176V39L177 38H179V37H174V38H172L173 37ZM210 33H211V31H210ZM210 33H208V35L210 34ZM218 33V32H217ZM248 33H249V31H248ZM203 34V33H202ZM207 34V33H206ZM246 34H247V32H246ZM253 34V33H252ZM262 34H261V36H262ZM3 35V34H2ZM109 36V37H107V36ZM159 35H160V33H159ZM164 35V34H163ZM170 35V36H169ZM201 35V34H200ZM211 35V34H210ZM218 36H219V34H217ZM235 35V34H234ZM242 35V34H241ZM255 35V34H254ZM264 35V34H263ZM5 36V35H4ZM83 36V37H82ZM84 36H86V38L84 37ZM88 36V37H87ZM104 36V37H103ZM105 36H106V38H105ZM158 36V35H157ZM202 36V35H201ZM204 36V35H203ZM202 36V37H203ZM212 36H213V34H212ZM211 36V37H212ZM216 36V35H215ZM228 36H230L229 34H228ZM238 36H239V34H238ZM6 37V36H5ZM127 37V38H126ZM183 37H184V39H183ZM208 37V36H207ZM122 39V43L123 44H120L121 42H120V40L119 39ZM176 38V39H175ZM213 38V37H212ZM215 38V37H214ZM217 38V37H216ZM215 38V39H216ZM221 38V37H220ZM225 38H226V36H225ZM236 38V37H235ZM234 38V39H235ZM238 38V37H237ZM67 39V40H68ZM143 39V38H142ZM203 39V38H202ZM202 39L200 40V38H199V40L198 41H202ZM211 39V38H210ZM233 39V40H234ZM66 40V39H65ZM82 40V39H81ZM82 40V41H83ZM117 40V41H116ZM166 40V39H165ZM187 40V39H186ZM204 40H205V38H204ZM214 40V39H213ZM216 40H218V39H216ZM221 40V39H220ZM81 41V42H82ZM85 41V40H84ZM108 41H110V39L108 40ZM167 41V40H166ZM174 41V42H173ZM215 41V40H214ZM239 41V40H238ZM87 42H86V44H87ZM143 42V41H142ZM206 43H208V44H210L211 46H212V42H209V41H205ZM218 42V41H217ZM220 42V41H219ZM236 42V41H235ZM84 43L85 42H83V43H80L79 42V45L80 44H82V46H80V49L81 50H83V51H85V50H87V48H86V44L84 45ZM160 43V42H159ZM202 43H203V41H202ZM222 43H225V42H223L222 41ZM107 44V43H106ZM132 44V43H131ZM153 44V43H152ZM160 44H162V43H160ZM203 44H205V43H203ZM207 45V44H206ZM205 45V46H206ZM214 45H216V43H214ZM232 45V44H231ZM230 45V46H231ZM235 45V44H234ZM88 46H89V44H88ZM106 46H108V44L106 45ZM146 46L148 47V48H155V47H157V46H153V45H151V44H146ZM198 46V47H197ZM204 46V47H205ZM220 46V45H219ZM218 46V47H219ZM71 47V46H70ZM134 47V46H133ZM158 47H159V45H158ZM160 47H162V45L160 46ZM209 47V46H208ZM213 47V46H212ZM212 47H209V48H212ZM215 47V46H214ZM89 48V47H88ZM90 48V49H91ZM117 48V49H118ZM135 48V47H134ZM146 48V47H145ZM172 48V49H173ZM180 49L179 50V53H177V50L178 49ZM202 50H204V52L207 54H205L204 52H202L204 55H206V56H204L202 53H199L200 52V49ZM206 48V47H205ZM220 48V49H219ZM218 49H219V52L220 53H224V51H225V49H223V48H221V46L219 47ZM241 48V49H240ZM79 49V48H78ZM166 49V50H167ZM199 49V50H198ZM213 49V48H212ZM215 49H217V47L215 48ZM215 49H213V50H215ZM221 49H223V51H220ZM151 50V49H150ZM202 50V51H203ZM212 50V51H213ZM230 50V49H229ZM247 50H252L251 52H249L250 54H248V52H246V54L244 53L245 51H247ZM183 51V52H182ZM196 51V52H195ZM216 52H217V50H215ZM225 51V52H226ZM244 53V55H241V53ZM120 52V53H119ZM199 54H198V53ZM219 52H217V53H219ZM255 52V53H254ZM159 53V52H158ZM252 53V54H251ZM212 54V53H211ZM104 55V56H103ZM86 56V55H85ZM84 56V57H85ZM88 56V55H87ZM100 56V57H101ZM158 56V57H157ZM254 56H255V58H254ZM102 57L100 58V59H102ZM156 57V58H155ZM99 59V60H100ZM258 59V58H257ZM200 60L201 61H203L202 63H205L206 62V66L203 64V66H202V64L200 65V64H198V65H200V66H198L197 65V62L198 63H200ZM60 61V60H59ZM156 61H158L159 63H160V65L158 66V62L156 63ZM205 61V62H204ZM70 63H71V61H70ZM100 63H102V62H100ZM260 63V62H259ZM258 63V64H259ZM73 64V63H72ZM96 64V63H95ZM163 64V65H162ZM254 64H255V62H254ZM64 65V64H63ZM94 65V64H93ZM98 65V64H97ZM105 66H106V64H104ZM162 65V66H161ZM261 65V64H260ZM58 66V65H57ZM60 66V65H59ZM92 66V65H91ZM91 66H90V68H91ZM95 66V65H94ZM108 66V65H107ZM110 66H108V67H110ZM259 66V65H258ZM75 67V66H74ZM74 67L72 66V69L71 70H68V75H66V76H69L70 78H71V76H74V74H76L77 75V70H76V67H75V69H74ZM260 67V66H259ZM71 68V67H70ZM260 68H262V66L260 67ZM61 69V68H60ZM98 69V68H97ZM101 69H102V67H101ZM120 69H119V71H118V69H117V72H120ZM254 69V68H253ZM99 70V69H98ZM64 71V70H63ZM161 71H162V73H161ZM262 72V71H261ZM109 73V72H108ZM260 73V72H259ZM93 74V73H92ZM261 74V73H260ZM75 75V76H76ZM78 75H79V73H78ZM77 75V76H78ZM111 75V74H110ZM74 76V77H75ZM77 76H76V78H77ZM261 76V75H260ZM263 76V75H262ZM79 77H81V76H79ZM103 77V76H102ZM73 78V77H72ZM76 78H74V79H76ZM106 78H109V79H112L113 78V76H112V78H111V76H106ZM118 78H122V77H118ZM66 79V78H65ZM68 79V78H67ZM98 79H100V78H98ZM109 79H107V80H109ZM119 79V80H120ZM126 79V78H125ZM248 79V78H247ZM246 79V80H247ZM102 80V79H101ZM116 81V79H113V81ZM129 80L131 81V79L129 78ZM65 81V80H64ZM63 81V82H64ZM125 82H126V80H124ZM255 81V80H254ZM16 82V81H15ZM133 82H135V81H133ZM243 82H244V80H243ZM256 82V81H255ZM16 83H18V82H16ZM122 83V82H121ZM129 83V82H128ZM132 83V82H131ZM120 84V83H119ZM261 84V83H260ZM107 85L108 86H110L108 83H107ZM117 85V84H116ZM124 85V84H123ZM131 86L133 85V84H130ZM129 85V86H130ZM249 85V84H248ZM21 86V85H20ZM130 86V90L132 91L133 90V92H131V93H133V98L132 99H134L135 101H136V103H137V99L139 98V89H138V87L137 86H133V87H131ZM29 87V86H28ZM37 87V86H36ZM72 87V86H71ZM74 87V86H73ZM105 87V86H104ZM112 87H115V85H113ZM119 87V86H118ZM117 86H116V88H112L113 89V93L112 94H116V95H118V94H120V95H122V92L124 93H126V91H125V89H124V87L125 86H122V88H121V86L118 88ZM127 87V86H126ZM260 87V86H259ZM23 88V87H22ZM33 87L31 86V89H32ZM45 88V87H44ZM43 88V89H44ZM133 88V89H132ZM141 88V87H140ZM261 88V87H260ZM17 89L18 90H20L18 87H17ZM35 89V88H34ZM37 89V88H36ZM41 89V87L39 88V90ZM104 89V88H103ZM108 89V88H107ZM109 89H111V88H109ZM115 89V90H114ZM127 89V88H126ZM251 89V88H250ZM22 90V89H21ZM30 90V89H29ZM38 90V89H37ZM46 90H47V88H46ZM253 90H255V89H253ZM24 91V90H23ZM32 91V90H31ZM36 91V90H35ZM101 91V90H100ZM128 91V90H127ZM145 91V92H144ZM143 92L144 93H146V96H145V100H147L146 102H149V97H150V95L148 94V91H147V89H145ZM25 92V91H24ZM23 92V93H24ZM37 92V91H36ZM40 92V91H39ZM39 92H37V93H39ZM22 93V92H21ZM28 93V92H27ZM26 93V94H27ZM110 93V92H109ZM15 94H17L18 95V93L17 92H15ZM29 94V93H28ZM32 94V93H31ZM110 95V96H113V95ZM249 94V93H248ZM251 94V93H250ZM32 95H34V94H32ZM119 95V96H120ZM126 95V94H125ZM167 95V94H166ZM180 95H178V96H180ZM25 96V95H24ZM106 96H108V95H106ZM118 96V97H119ZM154 96H155V94H154ZM15 97H16V95H15ZM17 97H19V96H17ZM16 97V98H17ZM27 97H31L30 95H28ZM35 97V96H34ZM34 97H32L33 99H34ZM39 97H40V95H39ZM116 97V96H115ZM156 97V96H155ZM180 97H183V96H180ZM180 97L178 98L179 100H180ZM241 97V96H240ZM243 97V96H242ZM111 98V97H110ZM110 98H108L107 97V99H110ZM114 98V97H113ZM129 98V97H128ZM131 98H129L128 100H131ZM183 98H185V97H183ZM183 98H181L182 100H180V102H182L183 101ZM236 98V97H235ZM20 100L21 99H25V98H23V97H21L20 96V98H19ZM28 99V98H27ZM36 99H37V97H36ZM117 99V97L115 98V100ZM122 99V98H121ZM176 99V98H175ZM186 99V98H185ZM9 100V99H8ZM11 100V99H10ZM15 100V99H14ZM22 100V101H23ZM29 100V99H28ZM31 100V99H30ZM35 100V99H34ZM58 100V99H57ZM120 100V99H119ZM118 100V101H119ZM123 100V99H122ZM235 100V99H234ZM237 100V99H236ZM250 100V99H249ZM25 101H27V100H25ZM169 101H173V100H169ZM176 101H177V99H176ZM175 100H174V104H175V102H176ZM3 102V101H2ZM27 102H29V101H27ZM31 102V101H30ZM35 102V101H34ZM33 102V103H34ZM52 102V101H51ZM57 102V101H56ZM88 102V101H87ZM117 102V101H116ZM115 102V103H116ZM127 102H130V104H131V101H127ZM127 102L126 103H124V100H123V103L121 102V104H123V106L125 107V104H127ZM138 102H140V101H138ZM157 102V103H158ZM179 102V103H180ZM242 102V101H241ZM264 102V101H263ZM9 103V102H8ZM15 103V102H14ZM24 103H26V102H24ZM32 103V102H31ZM53 103V102H52ZM51 103V104H52ZM58 103V102H57ZM59 103H61V102H59ZM119 102H117V104H118ZM156 103V102H155ZM171 103V102H170ZM176 103H178V102H176ZM240 103V102H239ZM247 103V102H246ZM30 104V103H29ZM28 103H27V107H28V105H29ZM37 104V103H36ZM50 104V106H52V105H54V104H52L51 105ZM120 104V103H119ZM116 105L117 107H119V106H121V105ZM133 104H135V103H133ZM132 104V105H133ZM137 104H139V103H137ZM149 104V103H148ZM172 104V103H171ZM170 104V105H171ZM17 105H18V103H17ZM25 105V104H24ZM37 105H39V104H37ZM62 105V104H61ZM140 105V104H139ZM139 105H137V106H139ZM147 105V104H146ZM162 105V104H161ZM164 105V104H163ZM168 105H169V103H168ZM185 105V106H184ZM12 106V105H11ZM13 106H14V104H13ZM23 105H21V107H22ZM31 106H34V104L32 105L31 104ZM31 106H29L30 108H31ZM130 106V105H129ZM136 107V105H133L132 107ZM150 106V108H148L149 110L150 109H152L151 108V104L149 105ZM171 106H173V105H171ZM233 106V105H232ZM35 107H37V106H35ZM56 107H57V105H56ZM96 107V106H95ZM124 107H122V108H124ZM134 107V108H135ZM167 107V106H166ZM229 107V106H228ZM17 108H18V106H17ZM17 108H16V112H18L17 111ZM19 108H20V105H19ZM24 108V107H23ZM53 108V107H52ZM120 108V107H119ZM142 108H144V107H142ZM13 109V108H12ZM96 109V108H95ZM103 109H104V107H103ZM117 109V108H116ZM126 109V108H125ZM138 109H140V108H138ZM138 109H136V110H138ZM169 109V108H168ZM213 109H211V110H213ZM214 109V110H215ZM231 109V108H230ZM21 110V109H20ZM33 110H35L34 108H33ZM39 110V109H38ZM100 110V109H99ZM105 110V109H104ZM128 110V109H127ZM130 110V109H129ZM135 110V109H134ZM158 110V109H157ZM229 110V109H228ZM249 110V109H248ZM31 111H32V108H31ZM48 111H50V110H48ZM48 111H46L47 113H48ZM95 112H96V110H94ZM101 112L103 111V110H100ZM131 111H133V110H131ZM187 111V110H186ZM253 111V110H252ZM21 112V111H20ZM23 112H24V109H23ZM28 112V111H27ZM30 112V111H29ZM33 112H35V111H33ZM104 112H106V111H104ZM130 112V111H129ZM151 112V111H150ZM159 112V111H158ZM169 112V111H168ZM213 112V111H212ZM25 113V112H24ZM36 113H37V111H36ZM51 113H52V111H51ZM99 113V112H98ZM136 113V112H135ZM135 113H133V114H135ZM157 113V112H156ZM156 113H155V115L152 113L151 115H153V116H157L156 115ZM171 113V112H170ZM194 113V112H193ZM202 113V112H201ZM200 113V114H201ZM242 113V112H241ZM248 113V112H247ZM252 113V112H251ZM31 115L33 114L34 115V113H30ZM30 114H29V116L28 117H30ZM40 114V113H39ZM44 114V113H43ZM43 114L41 115L42 117H43ZM59 114V113H58ZM107 114V113H106ZM158 114V113H157ZM209 114H210V112H209ZM209 114H206V115H208L209 117H210V119H207L206 120V122L204 123V124H206V125H204V127H207V126H209L210 128H211V130L213 131V135H214V138L216 137V139H214L215 140V142H212V140H210V134L209 133H207V131H205V130H203V131H201L202 133H203V135H204V137H205V139H206V141H207V143L209 144V146H211L210 144H212L213 145V147H214V152L216 153V155L215 156H217L218 157V161L220 162V164L222 165V166H220V167H222V169H223V167L225 168L224 169V171L225 170H227L228 172H230V173H233L234 175H235V177H236V180H237V178L238 179H242L243 178V176H244V174L245 173H243V171H245V170H243V171H239V170H233V168L231 167V166H229V160L231 159V157H232V155L229 153V152H227V150L230 148V149H232V148H234L235 147V144H238V143H236V141H238V138H236L237 140H235L234 139V137H236V135L234 136V132L233 131H236V130H232V132H230V131H226L225 129H224V127H223V129L226 131L225 133H219L218 131H215L214 129H215V127H217L216 125V117H215V115L213 114V113H211L210 115ZM224 114H225V112H224ZM21 115V114H20ZM26 115V114H25ZM32 115V116H33ZM61 115V114H60ZM102 115H104L103 113H102ZM148 115V114H147ZM161 115V114H160ZM160 115L158 114V116L160 117ZM192 115V114H191ZM204 114H202L201 116H203ZM226 115V114H225ZM236 115H238V114H236ZM250 115H252V114H250ZM55 116V115H54ZM53 115H48V117H47V119L46 118H44V119H46L45 120V122H43V123H41L40 124V127L38 126L39 124H31L29 121H30V118H27L26 120H24V122H22V125H18V126H16V128H17V131H18V137H19V139H18V145L19 146H21V150H17V146H13L12 147V144H13V142H12V144H10V146L13 148V151H15V153L17 152V151H19V152H17V154H20L21 156H23L25 159L27 158V160H28V157L30 158V156L32 157L31 159L32 160H34V162H33V164H38V168H42V170H43V172L40 174V177H38V180H40V184L39 185H41L42 184V180H43V177H45V176H47L48 178H50L51 179V182H52V179H54L53 180V187H52V193L51 194H53L54 196H55V199L57 200V203H58V206H59V208H63V210H65L66 212H65V215H64V221H63V223H67V225L68 224H72V225H68L69 227H72L73 226V224L74 223H76V222H79L80 221V215H81V209L83 208H81L79 205L77 206V202L78 201H75L76 202V204L74 203V205H76V206H70L69 205V202H67V201H69V199H70V197H69V188L70 189H73L72 188V186H70V185H72L71 184V182H79L78 180H80L79 179V171H78V169L79 168H81V164L82 163H84V162H89V161H91V150H90V145H86L85 143H84V145H82V146H79L78 145V143L80 142H78L77 143V141L78 140H80V138H78L77 137V135H75L73 132H74V129H73V132L72 133H70L71 131H69V129H70V127H72L71 125H73V124H71L69 127H68V125H69V122H70V120L69 121H66V122H64V126H65V132L66 133H64L63 134V132H62V136L60 137H57L61 132L60 131H58V132H60L59 134L58 133H56V132H54V130H55V126L53 125L54 123H55V118L56 117H54ZM56 116H57V114H56ZM63 116V115H62ZM61 116V117H62ZM100 116V115H99ZM135 116V115H134ZM133 116V117H134ZM143 116V115H142ZM161 116H163V115H161ZM190 116V115H189ZM208 116H206L207 118H208ZM232 116V115H231ZM16 117V116H15ZM20 117V116H19ZM27 117V116H26ZM45 117V116H44ZM59 117V116H58ZM57 117V118H58ZM70 117V116H69ZM104 117V116H103ZM132 117V116H131ZM140 117V116H139ZM148 118H150V119H153V117H151V116H147ZM146 117V118H147ZM158 117V118H159ZM194 117V116H193ZM205 117V118H206ZM236 117V116H235ZM253 117V116H252ZM251 117V118H252ZM35 118H37V117H35ZM56 118V119H57ZM64 118V117H63ZM68 118V117H67ZM73 118V117H72ZM135 119L137 118V116L136 117H134ZM157 118V117H156ZM155 118V119H156ZM10 119V118H9ZM23 119H25L24 117H23ZM60 119V118H59ZM62 119V118H61ZM104 119V118H103ZM141 119V118H140ZM139 119V120H140ZM143 119H145V118H143ZM143 119H141V123H142V120ZM162 119V118H161ZM260 119H261V117H260ZM13 120V119H12ZM14 120H15V118H14ZM38 120V119H37ZM40 120V119H39ZM63 120V119H62ZM66 120H68V119H66ZM132 120H133V118H132ZM160 120V119H159ZM165 119H163V121H158V122H161V123H159V125H158V123H156V120H154L155 122L154 123H156L157 124V130H161L160 132H161V134L163 133V131L165 132L166 130H169V129H172L173 130V132H175V130H174V128H171L170 127V125H169V123L167 122V121H164ZM221 120V119H220ZM258 120V119H257ZM10 121V120H9ZM20 121V120H19ZM64 121H65V119H64ZM78 121V120H77ZM105 121V120H104ZM104 121H103V123H104ZM107 121V120H106ZM145 121H146V119H145ZM144 121V122H145ZM150 121V120H149ZM152 121V120H151ZM150 121V122H151ZM236 121V120H235ZM249 121V120H248ZM254 121V120H253ZM6 122H8V120L6 121ZM10 122H12V121H10ZM18 122V121H17ZM60 122V121H59ZM59 122H57V124L59 123ZM73 122V121H72ZM255 122H256V120H255ZM4 123H5V121H4ZM9 123V122H8ZM13 123V122H12ZM15 123V122H14ZM19 123V122H18ZM106 123L107 122H105V124L104 125H106ZM127 123V122H126ZM125 123V124H126ZM145 123H147V122H145ZM152 124H153V121L151 122ZM263 123V122H262ZM63 124V123H62ZM61 124V125H62ZM75 124V123H74ZM124 124V125H125ZM133 124H135L134 123V121H133ZM152 124H150L151 125V128H152ZM5 125H6V123H5ZM8 125V124H7ZM103 125V126H104ZM153 125H155V124H153ZM251 125H253V124H251ZM260 125H261V123H260ZM260 125H258L259 126V128H260ZM9 126H11L10 125V123H9V125H8V127L7 128H9ZM74 126V125H73ZM128 126V123L125 125V128ZM192 126V125H191ZM229 126V125H228ZM257 126V125H256ZM257 126V127H258ZM6 127V126H5ZM105 127V126H104ZM15 128V129H16ZM53 128H54V130H53ZM59 128H61V127H59ZM129 128H131V126L129 125ZM155 128H156V126H155ZM229 128H231L232 129V127H229ZM228 128V129H229ZM235 128V127H234ZM246 128V127H245ZM6 129V128H5ZM10 129H12L11 127H10ZM14 129V128H13ZM179 129V128H178ZM220 129V128H219ZM56 130H58V127L56 128ZM104 130V129H103ZM128 130H130V129H128ZM127 130V131H128ZM132 130V129H131ZM186 130V129H185ZM221 130V129H220ZM15 131V130H14ZM63 131V130H62ZM156 131V130H155ZM170 131V130H169ZM16 132V131H15ZM167 132V131H166ZM172 132V133H173ZM221 132V131H220ZM224 132V131H223ZM239 132V131H238ZM3 133H4V131H3ZM2 133V134H3ZM7 133V132H6ZM129 133V132H128ZM156 133H158V131L156 132ZM184 133V132H183ZM233 133V134H232ZM58 134V135H57ZM76 134H78V133H76ZM82 134V133H81ZM160 133H158V135H159ZM164 134V133H163ZM166 134V133H165ZM175 134V133H174ZM177 134V133H176ZM187 134V133H186ZM189 134H191V133H189ZM240 134V133H239ZM9 135V134H8ZM7 135V136H8ZM51 135V136H50ZM84 135V134H83ZM3 136V135H2ZM16 135H14V137H15ZM84 136H86L87 137V135H84ZM123 136V135H122ZM163 136V135H162ZM165 136V135H164ZM178 136V135H177ZM191 136H192V134H191ZM191 136H189V137H191ZM17 137V136H16ZM85 137V138H86ZM123 137H125V136H123ZM122 137V138H123ZM188 137V138H189ZM5 138V137H4ZM13 138V137H12ZM82 139L84 138V137H81ZM122 138H121V141H123L122 140ZM128 138V137H127ZM165 138V137H164ZM187 138V139H188ZM196 138V137H195ZM219 138H220V141H219ZM124 139V138H123ZM182 139V138H181ZM194 139V138H193ZM222 139V140H221ZM0 140H1V138H0ZM8 140V139H7ZM16 140H17V138H16ZM15 140V141H16ZM190 140V139H189ZM9 141V140H8ZM12 141V140H11ZM14 141V142H15ZM126 141H128V140H126ZM168 141V140H167ZM187 141V140H186ZM1 142H3V141H1ZM6 142V141H5ZM32 142H34L33 144H37L35 147L32 145V147H33V149H32V147H31V149H32V151H29L28 152V150L26 149L27 147H29L30 146V144H32ZM87 142V141H86ZM125 142V141H124ZM162 142V141H161ZM176 142V141H175ZM191 142V141H190ZM83 143V142H82ZM88 143H90V142H88ZM122 143V142H121ZM189 143V142H188ZM196 143H197V148H198V142L196 141ZM222 143H224V145H225V147H227L228 149L226 150L225 148H223V144ZM257 143V142H256ZM123 144V143H122ZM164 144H165V142H164ZM167 144V143H166ZM165 144V145H166ZM175 144V143H174ZM6 145V144H5ZM8 145V144H7ZM117 145V144H116ZM125 145V144H124ZM162 145H163V142H162ZM161 145V146H162ZM172 145V144H171ZM181 145V144H180ZM193 145H194V142H193ZM200 145V144H199ZM118 146H120L119 144H118ZM172 146H175V145H172ZM178 146V145H177ZM188 147H189V145H187ZM200 147V146H199ZM4 148V147H3ZM164 148V147H163ZM167 148V147H166ZM166 148H164L165 149V151L166 150H168V149H166ZM177 148V147H176ZM179 148V147H178ZM180 148H181V146H180ZM191 148V147H190ZM195 148V147H194ZM1 149V148H0ZM6 149H8V147L6 148ZM163 149V150H164ZM171 149V148H170ZM184 149V148H183ZM193 149V148H192ZM199 149V148H198ZM235 149V148H234ZM27 150V151H26ZM102 150V149H101ZM180 150L181 149H179V154H180ZM191 150V149H190ZM194 150H197V149H194ZM194 150H193V153H195L194 152ZM224 150H226V153H224V154H222L221 155V153H223L224 152ZM106 151V150H105ZM156 151V150H155ZM154 151V152H155ZM177 151V150H176ZM186 150H183V154H182V158L181 159H183L185 162L186 161H189V160H187V158H188V156H189V154H188V156L186 157L185 155H186V153H188V152H185ZM188 151V150H187ZM197 151H199V150H197ZM212 151V150H211ZM230 151V150H229ZM7 152V151H6ZM173 152V151H172ZM190 152H192V150L190 151ZM14 153V152H13ZM104 153V152H103ZM156 153V152H155ZM160 153H161V151H160ZM170 153H171V151H170ZM3 154H4V156H5V151L3 150ZM106 154V153H105ZM157 154H159V152L158 153H156V157L158 156ZM164 155H165V153H163ZM173 154H176L175 156H176V158L177 157H180L179 156V154H178V156H177V152H175V153H173ZM192 154V153H191ZM196 154H197V152H196ZM233 154V153H232ZM16 155V154H15ZM19 155V156H20ZM104 155V154H103ZM115 155H116V153H115ZM154 155V154H153ZM162 155V154H161ZM171 155V154H170ZM169 155V156H170ZM195 154H193L192 156V158L194 159H191L190 161H194L195 162V156H194ZM209 155V154H208ZM212 155V154H211ZM3 156V155H2ZM18 156V155H17ZM152 156V155H151ZM160 156V155H159ZM158 156V157H159ZM167 157H168V155H166ZM214 156V155H213ZM214 156V157H215ZM235 156V155H234ZM257 156V155H256ZM22 157V158H23ZM154 157V156H153ZM153 157L151 158V159H153ZM156 157H154V158H156ZM164 157V156H163ZM183 157H185V159L183 158ZM260 158H261V156H259ZM258 157V158H259ZM21 158V160H23ZM115 158V157H114ZM135 158H137V157H135ZM149 158V159H150ZM160 158H162L161 156H160ZM168 158H170V157H168ZM172 158V157H171ZM170 158V159H171ZM175 158V157H174ZM191 158V157H190ZM212 158V157H211ZM233 158V157H232ZM6 159V158H5ZM19 160H20V157L18 158ZM117 159V158H116ZM116 159H114V160H116ZM120 159V158H119ZM140 159V158H139ZM142 159V158H141ZM140 159V160H141ZM146 159V158H145ZM144 159V160H145ZM157 159V158H156ZM179 159V158H178ZM8 160V159H7ZM6 160V161H7ZM121 160V159H120ZM124 160H125V158H124ZM128 160V159H127ZM148 160V159H147ZM146 160V162L143 164V166L140 168V170H139V175H140V177H142L143 179H146V180H154V178L158 175L157 173H158V170H162L163 168H162V165H163V167H164V169H165V171L167 172V170H169L170 168L169 167H167L166 165H168V163L167 164H165V163H162V165H161V167H158V166H160V165H157V163H158V161L156 160L155 161V159H153L154 161H152V160H149V161H147ZM163 160V159H162ZM173 160H175V159H173ZM172 159L170 160V161H173ZM204 160V159H203ZM214 160H215V158H214ZM3 161V160H2ZM112 161V160H111ZM137 161V160H136ZM141 161H143V159L141 160ZM167 161V160H166ZM179 161V160H178ZM184 161H182L183 163H185ZM193 161H192V164H193ZM205 161V160H204ZM231 161V160H230ZM21 162V161H20ZM102 162V161H101ZM106 162H108V161H106ZM157 162V163H156ZM165 162V161H164ZM176 162H177V160H176ZM180 162H181V160H180ZM181 162V163H182ZM215 162V161H214ZM5 163H9V162H5ZM89 163H91V162H89ZM93 163H94V161H93ZM98 163V162H97ZM109 163H111V162H109ZM117 163V162H116ZM115 163V164H116ZM128 163H130V162H128ZM173 163V162H172ZM171 163V164H172ZM188 163H190V162H188ZM206 163V162H205ZM49 164H54L53 166H55V169H57L54 173H53V169L52 170H50L49 168H47L48 166H50ZM95 164H96V162H95ZM100 164V163H99ZM134 164H135V162H134ZM142 164V163H141ZM170 164V165H171ZM174 164H175V162H174ZM186 164H187V162H186ZM210 164H212V163H210ZM216 164V163H215ZM218 164V163H217ZM216 164V165H217ZM7 165V164H6ZM9 165V164H8ZM81 165V166H80ZM102 165H104V161H103V164ZM106 165H107V163L104 165L105 167H106ZM111 165V164H110ZM113 165V164H112ZM116 165H119V164H116ZM121 165V164H120ZM139 165V164H138ZM173 165V164H172ZM180 165V164H179ZM179 165H176V167H179ZM190 165V164H189ZM208 165V164H207ZM2 166L4 167V162H3V164H2ZM61 166H62V169L60 170V168H61ZM96 166V165H95ZM103 166V167H104ZM122 166H123V164H122ZM129 166V165H128ZM135 166V165H134ZM137 166V165H136ZM169 166V165H168ZM192 166V165H191ZM202 166V165H201ZM209 166V165H208ZM9 167V166H8ZM35 167V166H34ZM98 167V166H97ZM100 168L99 169H101V165L99 166ZM102 167V168H103ZM110 167V166H109ZM120 167V166H119ZM139 167H140V165H139ZM139 167H138V169H139ZM172 167V166H171ZM173 167H175V165H173ZM176 167H175V169H176ZM11 168V167H10ZM33 168V167H32ZM84 168V167H83ZM108 168V167H107ZM124 168V167H123ZM122 168V169H123ZM135 168V167H134ZM161 168V169H160ZM169 168V169H168ZM203 168V167H202ZM206 168V167H205ZM246 168V167H245ZM244 168V169H245ZM12 169V168H11ZM14 169V168H13ZM104 169V168H103ZM109 169V168H108ZM125 169V168H124ZM123 169V170H124ZM130 169V168H129ZM172 170H174L173 168H171ZM170 169V170H171ZM221 169V168H220ZM219 169V170H220ZM3 170H5V169H3ZM16 170V169H15ZM39 170V169H38ZM41 170V171H42ZM98 170V169H97ZM121 170V169H120ZM123 170H121V172L123 171ZM133 170V169H132ZM204 170V169H203ZM202 170V171H203ZM207 170V169H206ZM209 170V169H208ZM207 170V171H208ZM1 171V170H0ZM12 171V170H11ZM40 171V170H39ZM102 171V170H101ZM164 170H162V173L164 174V172H163ZM25 172V171H24ZM182 172V171H181ZM189 172V171H188ZM2 173H4V175H6L7 173H5V172H2ZM10 173H12V172H10ZM14 173V172H13ZM21 173V172H20ZM82 173V172H81ZM104 174H106L105 172H103ZM119 173H120V171H119ZM161 173V172H160ZM176 173H178V170H177V172ZM197 173V172H196ZM203 173H204V171H203ZM205 173H207V172H205ZM209 174H211L210 176H212V174L213 173H210V172H208ZM249 173V172H248ZM24 174V173H23ZM35 174V173H34ZM98 174H100V172L98 173ZM101 174H102V172H101ZM122 174V173H121ZM133 175H134V173H132ZM131 174V175H132ZM136 174H138V173H136ZM171 173H169L168 175H170ZM172 174H173V172H172ZM183 174H185V172L183 173ZM187 174V173H186ZM1 175V174H0ZM10 175V174H9ZM25 175V174H24ZM31 175V174H30ZM38 175H39V173H38ZM83 175V174H82ZM161 175V174H160ZM167 175V176H168ZM175 175V174H174ZM180 175H181V173H180ZM229 175V174H228ZM232 175V174H231ZM249 175V174H248ZM16 176H17V174H16ZM19 176V175H18ZM20 176H21V174H20ZM36 176V175H35ZM34 176V177H35ZM86 176V175H85ZM117 176H118V174H117ZM116 176V177H117ZM138 176V175H137ZM137 176H135V177H137ZM214 176V175H213ZM233 176V175H232ZM232 176H231V178H228L229 179V181H231L232 180ZM245 176H247V175H245ZM8 177V176H7ZM30 177V176H29ZM82 176H80V178H81ZM88 177V176H87ZM103 177H105V176H103ZM123 177V176H122ZM164 177L166 178V176H165V174H164ZM178 177H180V176H178ZM202 177H203V175H202ZM218 177V176H217ZM216 176L214 177V178H217ZM249 177V176H248ZM22 178V177H21ZM48 178H46L45 180H48ZM83 178H84V176H83ZM100 178V177H99ZM110 178H112L111 176H110ZM109 178V179H110ZM139 178V177H138ZM203 178H205V177H203ZM223 178H224V176H223ZM227 178V177H226ZM1 179H3L2 177H1ZM6 179V176H4V179L3 180H5ZM11 179V178H10ZM19 179V178H18ZM91 179V178H90ZM89 179V180H90ZM139 179H141V178H139ZM157 179V178H156ZM178 179V178H177ZM180 179V178H179ZM186 179V175L184 176L183 175V177H182V175H181V181L185 184L186 183V181H184ZM192 179V178H191ZM196 179V178H195ZM218 179V178H217ZM2 180V181H3ZM7 180H8V178H7ZM7 180H6V182H7ZM12 180V179H11ZM14 180V179H13ZM25 180V179H24ZM29 181H31L30 179H28ZM44 180V181H45ZM91 180H93V179H91ZM106 180V179H105ZM104 180V181H105ZM118 180H119V178H118ZM121 180V179H120ZM171 180V179H170ZM222 181H223V179H221ZM227 179H225L224 181H226ZM233 180H234V178H233ZM232 180V182L231 183H233L234 181H236V180H234L233 181ZM245 180H246V178H245ZM249 180V179H248ZM10 181V180H9ZM27 181V180H26ZM25 181V182H26ZM117 181V180H116ZM167 181V180H166ZM169 181V180H168ZM174 181V180H173ZM177 181V180H176ZM223 181V182H224ZM242 181V180H241ZM20 182H21V179H20ZM23 182V181H22ZM32 182H33V180H32ZM50 182V183H51ZM91 182H93V181H90V183ZM147 182V181H146ZM153 182V181H152ZM151 182V183H152ZM175 182V181H174ZM173 182V183H174ZM179 182V181H178ZM181 182V183H182ZM192 182H193V180H192ZM198 182H201L200 180H198ZM206 182V181H205ZM236 182H239L238 180L236 181ZM235 182V183H236ZM254 182V181H253ZM27 183H28V181H27ZM31 183V182H30ZM36 183V182H35ZM106 182H104V184H105ZM110 183V182H109ZM150 183V182H149ZM210 183V182H209ZM231 183H229V182H227L225 185L227 186V188L226 189H228V191L230 192V193H233L236 189H234L233 187H232V185H231ZM2 184V183H1ZM0 184V185H1ZM8 184V183H7ZM11 185H12V183H10ZM9 184V185H10ZM17 184V183H16ZM25 184V183H24ZM84 184V183H83ZM83 184H82V186H83ZM86 184V183H85ZM88 184V183H87ZM168 184V183H167ZM177 184V183H176ZM175 184V185H176ZM197 184V183H196ZM211 184V183H210ZM210 184H208V185H210ZM218 184H219V182H218ZM243 187H244V189H246V190H250V191H252V190H255V189H257V186H253V184H252V182L250 183L249 181H243ZM10 185V186H11ZM27 185V184H26ZM30 185V184H29ZM39 185H37V187L39 186ZM51 185V184H50ZM91 185V184H90ZM170 185V184H169ZM220 185V184H219ZM4 186H5V184H4ZM7 186V185H6ZM5 186V187H6ZM15 186V185H14ZM17 186V189H15V191H11L12 193L11 194H9V195H11L12 196V199L16 202V203H14V204H16V207H14L15 209H10L11 207H7V205H6V207H5V205L4 204H2V203H4V202H1V200H0V221H1V223L3 224V227H4V231L3 232H1L0 231V233L2 234V236L0 235V262L2 261V260H4V258H5V255H4V253H3V250H4V248H6L7 246H8V244L10 243V242H12V241H14V239L16 238V239H24V241H26V243L28 242L30 245L31 244H41V245H44L45 246V244H61L59 241H61L62 239H60L58 236V239H60V240H56L57 239V237H56V235H55V233L57 232L56 231V228H57V226H58V223L61 221H59V218H57V217H59V215L57 216V217H54V216H50V217H48V220H47V223H48V226H44L43 225V227H40L39 226V224H38V218H40V217H43L44 216V214H42L44 211L42 210V208H41V210L43 211L42 213L41 212H37V216H35V215H33L34 214V212H33V210H31L32 212H31V215L32 216H27V217H24V216H26V215H24L23 213H24V211H23V213H22V205L24 204V202H23V204H21V199H22V197H24V198H26L27 196H29L30 195V190H29V188H27L28 186H24V185H22V184H17L16 185ZM15 186V187H16ZM44 185H42V187H40L38 190H36V193L37 194H39L40 192L42 193L43 191H44V187H43ZM70 186V187H69ZM78 186V185H77ZM76 186V187H77ZM171 186V185H170ZM173 186H174V184H173ZM186 186V185H185ZM200 186V185H199ZM216 186H218L217 185V182H216ZM215 186V187H216ZM223 186H224V184H223ZM261 186H262V184H261ZM8 187V186H7ZM32 187V186H31ZM46 187H47V185H46ZM73 187H74V185H73ZM75 187V188H76ZM85 187H87L88 188V186H85ZM182 187V186H181ZM180 187V188H181ZM220 187H221V185H220ZM33 188V187H32ZM47 188H49V187H47ZM91 188V187H90ZM177 188V187H176ZM187 188V187H186ZM186 188H184V189H186ZM188 188L189 189H191L192 187H189L188 186ZM14 189V188H13ZM31 189V188H30ZM51 189V188H50ZM80 189H82L83 190V188H80ZM178 189H179V186H178ZM183 189V192H178V193H176V194H179V193H185L184 190ZM188 189V190H189ZM195 189V188H194ZM202 189V188H201ZM213 189V188H212ZM217 189V188H216ZM215 189V190H216ZM219 189V188H218ZM217 189V190H218ZM258 189H260V188H258ZM7 190V189H6ZM9 190H10V188H9ZM82 190L81 191H79V192H82ZM175 190V189H174ZM179 190H181V189H179ZM188 190H186V192L188 191ZM191 190H193V189H191ZM214 190V189H213ZM212 190V195H213V191ZM1 191V190H0ZM33 191H34V189H33ZM37 191H39V193L37 192ZM48 191V190H47ZM90 191H92L91 189H90ZM89 191V192H90ZM141 191V190H140ZM175 191H177V190H175ZM182 191V190H181ZM194 191V190H193ZM195 191H196V189H195ZM202 191H204V190H202ZM5 192H7V191H5ZM35 192V191H34ZM46 191H44L43 193H44V196L43 197H45V195H46V193H45ZM49 192V191H48ZM48 192H47V194H48ZM75 191L73 190V192L72 193H74ZM84 190H83V194H84ZM147 192V191H146ZM149 192V191H148ZM191 191H189V193H190ZM261 192V191H260ZM4 193V192H3ZM10 193V192H9ZM32 193V192H31ZM90 193H92V192H90ZM175 193V192H174ZM192 193H194V192H192ZM191 193V194H192ZM196 193V192H195ZM4 194H6V193H4ZM34 194V193H33ZM83 194H78L77 193V195H79V197H81L80 195H83ZM86 195H87V193H85ZM89 194V193H88ZM150 194V193H149ZM203 194H204V192H203ZM252 194V193H251ZM76 194H74L73 195V197L74 196H76L77 198H75V199H77V200H79L80 198L77 196ZM144 194H141L140 195V198L139 199H143V200H145L146 198H144V196H143ZM168 195V194H167ZM188 195V194H187ZM190 195V194H189ZM188 195V196H189ZM195 195V194H194ZM194 195H190V197H188L189 199L191 198V196H192V198H193V196ZM228 195H230L229 193H228ZM14 196V197H13ZM35 196V195H34ZM37 196V195H36ZM40 196H42V195H40ZM53 196V197H54ZM83 196H85V195H83ZM89 196V195H88ZM151 196V195H150ZM178 196V198L180 197L179 195H177ZM183 196H185V194L184 195H182V197ZM2 197V196H1ZM4 197V196H3ZM31 197H32V195H31ZM31 197H29L28 199H30ZM48 196L46 195V198H47ZM139 197V196H138ZM195 197V196H194ZM205 197V196H204ZM213 197H215V198H217V196H213ZM213 197H212V200H214L213 199ZM219 197V196H218ZM4 198H6V197H4ZM32 198H34V197H32ZM41 198V197H40ZM51 198V197H50ZM69 198V199H68ZM72 198V197H71ZM82 198V197H81ZM117 198V197H116ZM167 198H168V196H167ZM188 198H186V203L188 204V203H190V201L188 202ZM231 198V197H230ZM1 199V198H0ZM7 199V198H6ZM10 199V198H9ZM11 199V200H12ZM27 199V198H26ZM26 199H24V200H26ZM35 199H39V198H35ZM34 199V200H35ZM43 199V198H42ZM48 199V198H47ZM53 199V198H52ZM68 199V200H67ZM73 200H74V198H72ZM87 199V198H86ZM85 199V200H86ZM119 199V198H118ZM141 199V200H142ZM151 199V198H150ZM182 199V198H181ZM194 199V198H193ZM209 199V198H208ZM218 199V198H217ZM3 200V199H2ZM40 200V199H39ZM44 200H45V198H44ZM50 200V199H49ZM48 200V201H49ZM183 200H185V199H183ZM205 200V199H204ZM207 200V199H206ZM9 201V200H8ZM30 201V200H29ZM28 201V202H29ZM55 200H53V202H54ZM84 201V200H83ZM82 201V202H83ZM121 201V200H120ZM139 201V200H138ZM137 201V202H138ZM216 201V200H215ZM218 201V200H217ZM217 201H216V203H217ZM26 203H27V201H25ZM31 202H34V201H31ZM31 202H29V203H31ZM38 203L40 202V201H37ZM72 202H74V201H72ZM144 202V201H143ZM165 202H166V200H165ZM168 202V201H167ZM166 202V203H167ZM206 202V205L209 203V201L207 202V201H205ZM12 203V202H11ZM36 203V202H35ZM43 203V202H42ZM44 203H45V201H44ZM56 203V202H55ZM84 203V202H83ZM87 203V202H86ZM85 203V204H86ZM147 203V202H146ZM213 206H214V204L215 203H212V202H210ZM220 203H222V202H220ZM14 204H11V205H13L14 206ZM54 204V203H53ZM79 204V203H78ZM183 204V202H180V204L179 205H182ZM187 204H185V201H184V204L183 205H187ZM33 205H35L34 203H33ZM32 204L30 205V207L32 208V206H33ZM38 205V204H37ZM36 205V206H37ZM57 205V204H56ZM82 205V204H81ZM138 205H139V203H138ZM142 205V204H141ZM146 205V204H145ZM191 205H192V203H191ZM193 205H194V203H193ZM192 205V206H193ZM204 205V204H203ZM212 205H211V207H212ZM8 206H10V204L8 205ZM41 206H42V204H41ZM41 206H39V207H41ZM45 206V205H44ZM84 206V205H83ZM143 206V205H142ZM195 206V205H194ZM205 206V205H204ZM232 206V205H231ZM18 207V208H17ZM26 207V206H25ZM87 207V206H86ZM179 207H181V206H179ZM191 207V206H190ZM190 207H189V209H190ZM195 207H197V206H195ZM203 207V206H202ZM207 207H208V209L210 208V206H208L207 205ZM224 207V206H223ZM234 207V206H233ZM55 208V207H54ZM58 208V207H57ZM89 208V207H88ZM178 208V207H177ZM183 208H185V207H183ZM182 208V209H183ZM188 208V207H187ZM198 208V207H197ZM204 208V207H203ZM212 208H217L215 211H216V213H215V211L214 210H212V211H214V212H212L210 215H209V219L211 220V222H215V220L217 221L218 219L219 220H227V222H229L228 220H229V211L227 212L225 209H223L222 208V205L220 206V204H217L216 205V207H212ZM230 208V207H229ZM27 210L28 209H30V208H26ZM33 209V208H32ZM37 209V208H36ZM130 209H134L133 207H131ZM179 209H181V208H179ZM182 209H181V211H182ZM196 209V208H195ZM202 209V208H201ZM207 209V208H206ZM207 209V210H208ZM234 209V208H233ZM236 209V208H235ZM39 210V209H38ZM40 210V211H41ZM46 210H47V208H46ZM48 210H51V209H49L48 208ZM52 210H54V209H52ZM51 210V211H52ZM185 210V209H184ZM188 210V209H187ZM186 210V211H187ZM199 210V209H198ZM197 210V211H198ZM29 211V210H28ZM55 211V210H54ZM89 211V210H88ZM189 211V210H188ZM187 211V212H188ZM192 211H194V210H192ZM200 211V210H199ZM204 210H201L200 211V213L201 212H203ZM236 210H234V212H235ZM49 212V211H48ZM82 212H83V210H82ZM179 212V211H178ZM204 212H206V211H204ZM203 212V213H204ZM232 212V210L230 211V213ZM27 213V212H26ZM36 213V212H35ZM50 213V212H49ZM57 214L59 213V212H56ZM62 213V212H61ZM180 214H181V212H179ZM193 213V212H192ZM209 213V212H208ZM55 213L53 212V215H54ZM206 214V213H205ZM215 214V215H214ZM231 214H233V213H231ZM61 215V214H60ZM85 215H88V213H86ZM91 215V214H90ZM182 215V214H181ZM201 215H202V213H201ZM207 215V214H206ZM205 215V216H206ZM62 216H63V213H62ZM61 216V217H62ZM83 216H84V214H83ZM179 216V218H180V215H178ZM178 216H176V217H178ZM35 217V218H34ZM37 217V218H36ZM86 217V216H85ZM89 217V216H88ZM199 212H196V210H195V213H194V219H199ZM206 217H208V216H206ZM36 219H38L37 221H36ZM85 219V218H84ZM231 219V218H230ZM46 220V219H45ZM83 220V219H82ZM180 220V219H179ZM41 221V220H40ZM87 221V220H86ZM91 221V220H90ZM44 223H45V221H43ZM62 222V221H61ZM60 222V223H61ZM81 222V221H80ZM79 222V223H80ZM85 222V221H84ZM179 222V221H178ZM182 222V221H181ZM226 222V224H223V225H220V223H218L219 224V226H220V228H218L219 230L218 231H220V230H222V229H225V228H229V227H232V226H234V223L233 224H228ZM87 223L88 224H86V222H85V224H86V226L88 225V227H89V222L87 221ZM91 223V222H90ZM225 223V222H224ZM230 223H232V222H230ZM62 224V223H61ZM216 224V223H215ZM236 224V223H235ZM78 225V224H77ZM76 225V226H77ZM80 225H82L81 223H80ZM217 225V224H216ZM2 226V225H1ZM0 226V227H1ZM61 226V225H60ZM75 226V225H74ZM79 226V225H78ZM77 226V227H78ZM83 226V225H82ZM85 226V225H84ZM81 227V226H80ZM66 228V226L64 227V229ZM79 228V227H78ZM61 229H62V227H61ZM80 229V228H79ZM88 229H91L92 230V228H88ZM71 230V229H70ZM69 230V231H70ZM83 230H85V229H83ZM90 230V231H91ZM61 231V230H60ZM66 231V230H65ZM75 231V230H74ZM90 231H88V232H90ZM77 232H78V230H77ZM222 232V231H221ZM64 233V232H63ZM66 233H67V231H66ZM66 233H64V234H66ZM85 233H87V232H84V234ZM58 234V233H57ZM76 234V233H75ZM83 234V233H82ZM83 234V235H84ZM69 235V234H68ZM62 236H64L63 234H62ZM66 236V235H65ZM74 236V235H73ZM68 237V236H67ZM75 237V236H74ZM86 237V236H85ZM63 238V237H62ZM70 238V237H69ZM18 239V240H19ZM65 239V238H64ZM71 239H73V238H71ZM77 239V238H76ZM85 239V238H84ZM88 239V238H87ZM87 239H85L86 241H88ZM68 240H70V239H68ZM15 241H17V240H15ZM66 241H67V239H66ZM71 241H73V240H71ZM74 242V241H73ZM84 241H82L81 243H83ZM89 242V241H88ZM87 242V243H88ZM28 243H27V245H28ZM69 243V242H68ZM76 243V242H75ZM86 243V244H87ZM15 244H20L19 242H16ZM14 244V245H15ZM70 244V243H69ZM73 244V243H72ZM76 244H79V241H78V243H76ZM96 244V243H95ZM95 244H93V245H95ZM11 245V244H10ZM41 245H39V246H41ZM63 245V244H62ZM12 246V245H11ZM32 246V245H31ZM30 246V247H31ZM53 246V245H52ZM74 246V245H73ZM16 247V246H15ZM17 247H19V245H17ZM22 247V246H21ZM56 247V246H55ZM63 247V246H62ZM71 248V247H70ZM78 248V247H77ZM46 249V248H45ZM79 249V248H78ZM85 249V248H84ZM87 249H89V248H87ZM95 249H97V248H94V250ZM41 250V249H40ZM90 250H91V247H90ZM98 250V249H97ZM96 250V251H97ZM245 250V249H244ZM18 251V250H17ZM43 251V250H42ZM49 251V250H48ZM95 252V251H94ZM245 252V251H244ZM21 253V252H20ZM28 253V252H27ZM91 254L93 253V252H90ZM59 254V253H58ZM64 254V253H63ZM63 254H61V257H62V255ZM97 254H98V252H97ZM241 254H242V252H241ZM13 255V254H12ZM16 255H17V253H16ZM24 255V254H23ZM67 255V254H66ZM243 255H245V254H243ZM21 256H22V254H21ZM64 256V255H63ZM97 256V255H96ZM99 256V255H98ZM7 257V256H6ZM9 257V256H8ZM14 257V256H13ZM90 257H91V255H90ZM12 258V257H11ZM11 258L10 259H8L7 261H6V263L5 264H20L21 262H14V261H11ZM16 257H14V259H15ZM19 259H21L20 257H18ZM18 258H17V260H18ZM67 258V257H66ZM92 258V257H91ZM113 258V257H112ZM243 258V257H242ZM7 259V258H6ZM36 259H37V257H36ZM13 260V259H12ZM44 260V259H43ZM61 260V259H60ZM5 261V260H4ZM21 261V260H20ZM30 261V260H29ZM62 261V260H61ZM77 261V260H76ZM90 261V260H89ZM62 262H64V260L62 261ZM69 262V261H68ZM4 263V262H3ZM65 263V262H64ZM70 263V262H69ZM44 264V263H43ZM52 264V263H51ZM66 264H68L67 262H66ZM75 264V263H74ZM262 264V263H261Z\"/></svg>","mask_w":264,"mask_h":264}]
</instances>
